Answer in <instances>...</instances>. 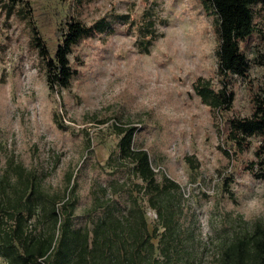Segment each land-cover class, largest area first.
Instances as JSON below:
<instances>
[{
  "label": "rangeland",
  "instance_id": "1",
  "mask_svg": "<svg viewBox=\"0 0 264 264\" xmlns=\"http://www.w3.org/2000/svg\"><path fill=\"white\" fill-rule=\"evenodd\" d=\"M4 2L0 175L6 171L10 184L20 165L50 194L61 197L73 185L72 227L91 228L100 214L88 212L92 189L101 196L99 187L131 177L116 133L130 126L132 146L147 151L157 180L165 176L180 188L179 232L167 256L157 249L161 264H223L226 247L264 228V179L250 169L261 138L248 137L238 151L226 140L223 120L192 88L198 78L221 86L215 17L200 0H28L31 7L18 14H8ZM251 9L253 31L239 43L248 69L227 78L234 100L225 119L249 117L254 101H264V7ZM70 17L86 25L104 18L110 25L71 47L68 59L78 73L59 94L50 93L43 61L30 46V26L53 53ZM125 198L121 191L120 204ZM139 203L152 230L155 211L141 194ZM164 232L158 226L155 245H164Z\"/></svg>",
  "mask_w": 264,
  "mask_h": 264
},
{
  "label": "trees",
  "instance_id": "2",
  "mask_svg": "<svg viewBox=\"0 0 264 264\" xmlns=\"http://www.w3.org/2000/svg\"><path fill=\"white\" fill-rule=\"evenodd\" d=\"M4 1L8 14H18L24 7H31L28 0ZM200 1L204 12L215 17L217 73L221 86L216 89L209 80L198 78L192 84L193 91L215 117L223 120L226 140L238 151L248 145V137L261 138L255 151L257 162L251 163L250 169L257 178L264 179V101H254L249 117L224 118L234 100L227 78L244 76L248 69L239 43L253 31L251 7L256 4L264 7V0ZM109 25L104 18L86 25L70 17L51 53L31 24L30 46L43 61L50 93L59 94L78 73L68 59L71 47L82 38L107 30ZM116 129L121 136L119 158L122 166L129 168L132 179L99 187L101 196L92 189L88 212L100 214L92 220L91 228L72 227L71 217L77 201L73 185L58 197L44 190L37 174L20 165L13 168L15 181L12 184L6 171L0 175V259L3 264H161L157 249L167 256L179 232L180 188L165 176L157 180L147 151L132 146L134 127ZM70 180L69 177L68 182ZM121 191L126 194L123 204L119 200ZM140 194L155 211L158 225L152 230L139 203ZM158 226L165 231L163 236L167 240L163 246L152 241L157 236ZM222 260L223 264H264V228L257 227L251 235L236 239L226 247Z\"/></svg>",
  "mask_w": 264,
  "mask_h": 264
}]
</instances>
